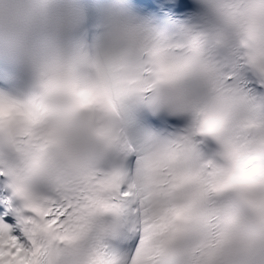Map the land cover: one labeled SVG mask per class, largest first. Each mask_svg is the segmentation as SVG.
Here are the masks:
<instances>
[{
	"label": "clouds",
	"instance_id": "9594fccd",
	"mask_svg": "<svg viewBox=\"0 0 264 264\" xmlns=\"http://www.w3.org/2000/svg\"><path fill=\"white\" fill-rule=\"evenodd\" d=\"M198 3L167 29L111 4L89 31L82 0H0V61L22 85L0 89V177L40 216L46 264L126 259L105 258L103 218L121 217L102 205L72 230L45 224L41 207L107 202L116 172L167 217L153 264H264V92L246 83L264 88V0ZM130 105L185 127L149 139L133 169L105 167L136 151ZM124 222L135 234L141 215Z\"/></svg>",
	"mask_w": 264,
	"mask_h": 264
},
{
	"label": "snow or ice",
	"instance_id": "6c2138e0",
	"mask_svg": "<svg viewBox=\"0 0 264 264\" xmlns=\"http://www.w3.org/2000/svg\"><path fill=\"white\" fill-rule=\"evenodd\" d=\"M104 187L109 193L107 202L97 200L89 205L86 203L88 198L83 195L74 202L75 206L73 202L55 198L46 202L41 206L44 223L58 229L72 230L88 218L87 209L91 206L102 205L104 212L118 217L127 216L135 208L141 215V224L135 233L138 242L133 241L134 251L127 254L122 264H153V257L167 226V217L154 210L150 197L134 199V189L128 186L120 172L106 178ZM13 211L16 224H10L6 218H0V264H46L45 247L40 239V216L36 211L25 212L20 208ZM146 241L147 255L141 257L139 247ZM103 250L105 258L117 255L109 251L107 246ZM116 264H121V261L117 260Z\"/></svg>",
	"mask_w": 264,
	"mask_h": 264
}]
</instances>
